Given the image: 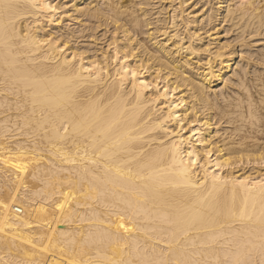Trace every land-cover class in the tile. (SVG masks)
I'll use <instances>...</instances> for the list:
<instances>
[{"label":"bare ground","instance_id":"1","mask_svg":"<svg viewBox=\"0 0 264 264\" xmlns=\"http://www.w3.org/2000/svg\"><path fill=\"white\" fill-rule=\"evenodd\" d=\"M0 264H264V0H0Z\"/></svg>","mask_w":264,"mask_h":264}]
</instances>
